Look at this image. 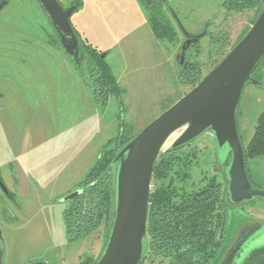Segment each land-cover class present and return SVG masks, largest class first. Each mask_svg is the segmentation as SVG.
Returning <instances> with one entry per match:
<instances>
[{
	"label": "rangeland",
	"instance_id": "obj_1",
	"mask_svg": "<svg viewBox=\"0 0 264 264\" xmlns=\"http://www.w3.org/2000/svg\"><path fill=\"white\" fill-rule=\"evenodd\" d=\"M60 1L69 5V0ZM81 1L71 21L93 49L108 54L105 61L122 87V105L115 97L105 108L96 104L80 71L54 44L52 29L36 0H0L8 3L0 13V178L10 194L0 185L2 264H80L86 257H98L106 227L69 242L64 215L71 205L66 199L78 193L110 140L140 133L191 89L177 78L180 43L156 36L138 0ZM167 1L178 16L179 23L168 13L181 40L184 33L208 32L188 51L203 76L222 60L254 17L246 11L229 13L225 0ZM212 35L225 36L226 45L215 47ZM8 57H20L23 68L4 59ZM34 74L51 84L47 95L35 98L33 90L17 89L20 77ZM4 75H9L7 81ZM15 83L16 90H6ZM263 112L264 88L247 85L238 114L244 148ZM181 133L170 139L164 151ZM192 147L197 151L196 173L186 185L188 190L198 189L213 176L220 180L223 173L210 172L215 155L226 161L228 149L220 150L210 132L198 137ZM248 167L254 187L264 190V158L249 160ZM225 204L226 243L212 264H226L233 249L254 234L250 228L264 222V199ZM142 264L170 262L158 258Z\"/></svg>",
	"mask_w": 264,
	"mask_h": 264
},
{
	"label": "water",
	"instance_id": "obj_2",
	"mask_svg": "<svg viewBox=\"0 0 264 264\" xmlns=\"http://www.w3.org/2000/svg\"><path fill=\"white\" fill-rule=\"evenodd\" d=\"M39 1L62 33L63 46L66 48V36H71L74 44H78L69 22L74 9L65 11L57 0ZM184 34L190 45L192 39L197 42L206 32L196 38ZM263 58L264 9L245 37L218 66L118 152L111 166L115 216L97 264H142L149 250L148 213L155 165L178 132L182 133L169 150L191 144L207 132L214 135L220 150L228 149L226 161L220 159L221 165L226 167L224 203L244 205L264 199V190L254 187L247 172L238 120L246 86H261L253 73ZM172 183L173 179L171 186ZM0 185L7 193L1 180ZM79 195L74 193L66 200L72 201ZM252 231L254 234L247 235L233 249L226 264H264V222L251 227Z\"/></svg>",
	"mask_w": 264,
	"mask_h": 264
},
{
	"label": "trees",
	"instance_id": "obj_3",
	"mask_svg": "<svg viewBox=\"0 0 264 264\" xmlns=\"http://www.w3.org/2000/svg\"><path fill=\"white\" fill-rule=\"evenodd\" d=\"M226 4L229 8L241 12L254 11L251 25L264 9V0H227ZM163 7L164 10L170 11L167 0H156L154 8L150 9V23L158 38L175 41L177 34L169 17L163 12ZM250 28L245 30L228 53L245 37ZM221 40L225 42L224 38ZM92 57L91 64L82 76L84 75L94 101L105 108L110 99L115 97L119 105H122V87L111 67L96 53L92 54ZM263 66L264 58L253 73V78H257L256 75ZM193 67L186 70L181 68V80L190 85L191 89L201 81L200 67ZM138 134L129 137L119 134L103 147L94 168L80 185L81 194L70 201V210H65L64 222L69 242L89 237L102 226L107 230L100 255L96 258L86 257L80 264H97L106 247L115 216L111 166L118 152ZM244 149L247 172L251 179L249 160L264 158V112L258 120L253 139ZM173 152L171 149L165 151L155 165L153 180L157 186L150 197L149 250L143 262L161 258L168 259L170 264H212L226 243L227 215L222 184L211 178L199 193L196 190H188L186 185L191 180L192 173L178 172L179 169L172 164L173 159L168 158V153ZM173 176L176 177L177 183L171 188L169 179Z\"/></svg>",
	"mask_w": 264,
	"mask_h": 264
},
{
	"label": "flooded vegetation",
	"instance_id": "obj_4",
	"mask_svg": "<svg viewBox=\"0 0 264 264\" xmlns=\"http://www.w3.org/2000/svg\"><path fill=\"white\" fill-rule=\"evenodd\" d=\"M57 1L60 3L61 7L65 11H69L71 9H74L73 12H72V14L69 17V22H70L71 28H72V30H73L76 38H77L78 44H74V41H73V39H72L71 36H66V48L63 46V44L61 42L62 41V38H61L62 33L60 32V30L58 29V27L55 26L53 20L51 19V17L49 16V14L45 11V9L43 8V6L40 3V1L39 0H36L37 4L40 6V9L42 10L44 16L46 17V19H47V21L49 23V26L52 29V40H53L54 44L57 46V48H59L60 52H63V54L67 57L68 61L69 62L71 61V63H73L76 66V68L81 73L80 75L82 76L84 70L85 69L86 70L88 69V65L91 64V61L93 60L92 54H95L96 53L103 60H105L106 58H108V54L107 53L104 54L103 52L99 51L98 49H93L91 47V45L88 44L87 41L82 38V36L80 34L81 32L74 26V24L71 21L73 15L80 10V8L82 6V1L81 0H69V5L67 7H65L63 5L62 1H60V0H57ZM138 1L144 7V9L146 11V14H147V16H148V18L150 20V15H151L150 9L151 8H154V5H155L156 0H138ZM226 1L227 0H225L224 7H225L226 10L229 11V13L236 12L238 14H242V13H244L246 11V12H251V14L254 16V11L245 10V11L241 12V11H238L236 9L229 8L228 4H226ZM7 5H8V3H6V2H1L0 3V13L4 10V8ZM163 12L167 16V18H168V13L171 12V14L174 16L173 19L177 23H179L178 16L176 15V13L171 8H170V11L168 12L167 10H164V7H163ZM252 19L253 18H251V19L248 20L249 22H247V28L245 30H247L248 28H250L252 26L251 25V20ZM225 21H226V23L228 25L231 24L230 17H227ZM172 25H173V23H172ZM208 26L210 27V24H208ZM219 26L221 27L222 25H219ZM173 28H174V30H175V32L177 34V38H176L175 41H170V40H167V41L170 42V43H174V44L180 43V45H181L180 52H178L180 54V56L177 59V78H179L180 81L182 82V84H184L183 81L181 80V77H182L181 68H183L184 70H186L189 67L194 68L193 67L194 65H197L198 68H199V63L194 62V61L191 60V58H190V55L191 54L188 56V51L190 49L192 50L193 47H196L200 43L201 39H199L197 42H194L193 39H192L191 40V44L188 45L189 38L184 34L185 36H183V40H181L180 37H179V35H178V32L176 31V29L174 27V25H173ZM205 32H206V35L205 36H207L208 35V32L207 31H205ZM244 32H242L239 35V37L237 38L236 42L240 39L241 35ZM222 33H224V31ZM189 35L191 37H194V38H196L198 36V35H194V34H191V33H189ZM222 38L225 39V42L224 43L221 40ZM226 39L227 38H225V36H222V35H218L216 37L214 35H212V37H211L212 43L217 44L215 47H217L219 44H220V47L221 46L224 47L226 45L225 43H227V40ZM183 49L185 51V57H183ZM7 54L9 55L10 53L8 52ZM228 54L229 53L227 52L223 56L222 60L219 63H217L212 68V70L216 66H218ZM18 58H20V57H8V58H4V59L10 60L14 64V66H18V67L23 68V66L18 63V62H21L20 60H17ZM23 62H26V59H24ZM109 66L111 67L110 64H109ZM111 69H112V67H111ZM112 71H113V69H112ZM199 72H200L201 81H202V79H204L207 74L205 76H203L202 68H199ZM113 73H114V71H113ZM11 76L14 77V78H17L14 75H10V77ZM83 76H82V78L84 79ZM256 77L257 78L256 79L254 78V79L257 80L260 83V85H261V86H258V87L264 88V66L260 68V71L257 73ZM8 78H9V75H4L3 76V79H5L6 81L8 80ZM43 78H44V76H39V75H35V74H34V77H29L28 75H25L23 77H20L19 78L20 81H19V83L17 85V89H19V88H25L26 90L27 89H31V90L34 91V97L35 98L43 97V96L47 95L50 92V88H51V84L48 81L45 83L43 81ZM5 88H6V90H9V88L12 89V90L13 89L16 90V83H15V85H9L8 87H5ZM25 94H27V93H25ZM196 154H197V151H196L195 148L192 147V143H191V144H188V145H186V146H184L182 148H179L177 150H174L173 153H168V158L173 159L172 164H174L175 167L179 169L178 172L184 171V173H196V170H195L196 166L194 164V161L197 158V155ZM215 158H216L217 161H214L213 169H212V171L210 173H226V167H225V165H221L220 157L218 156V154L215 155ZM218 158H219V160H218ZM222 175L223 176L220 178V180L216 176H213L212 178L213 179H216V181H219V183L222 184L223 197H225L226 186H227V179L225 178V175L224 174H222ZM172 179H173V183H172V186H171V180ZM0 180H1V178H0ZM153 182H154L155 188H156L157 183L154 180H153ZM176 183H177V179H176L175 176H173V177H171L169 179V187L172 188L173 186H175ZM203 186L204 185H202L201 187H198V189H194L195 187L194 188L192 187L193 189H191V190H196L199 193L200 192L199 190H201L203 188ZM155 188H154V190H155ZM78 190H79L78 193L81 194V192H82L81 188L78 189ZM204 190H206V189H204ZM6 195L7 196L10 195L9 194V191L6 193ZM225 212H226V209H225ZM226 215H227V212H226ZM226 224H227V222H226ZM225 239H226V235H225ZM40 263H43V262H40Z\"/></svg>",
	"mask_w": 264,
	"mask_h": 264
}]
</instances>
